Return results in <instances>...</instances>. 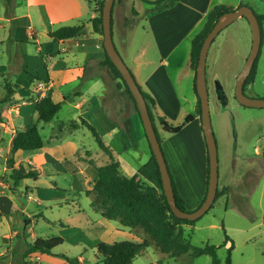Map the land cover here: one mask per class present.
<instances>
[{"label": "rangeland", "instance_id": "rangeland-1", "mask_svg": "<svg viewBox=\"0 0 264 264\" xmlns=\"http://www.w3.org/2000/svg\"><path fill=\"white\" fill-rule=\"evenodd\" d=\"M153 1L120 0L114 5L115 11L117 9L122 11L123 18L127 20L133 18V21H128L124 29V27L116 26L115 16L113 17L114 47L129 70L133 68V55L143 51L141 59L148 62L142 66V78L154 70L160 56L157 52L154 34L147 23V16L153 8L148 3ZM181 1L183 3V0ZM10 3H13V8L17 9V12L21 9L25 12L27 10L26 14H29L33 21V28L39 41H44L42 30L46 28V25L41 18L39 22L36 21V8L33 5L24 6L23 0H12ZM189 4L190 2L180 5L175 12V20L179 25H182L180 20L184 21V18L192 22L196 15L193 9L189 8ZM219 5L235 10L248 7L255 15L264 16V0H212L210 7L212 9ZM8 7L11 8V4L7 5L0 1V13L5 9L9 11ZM132 12L137 16L132 17ZM71 24L73 23H57L54 30ZM83 24L84 27L91 28L88 17ZM201 27L202 23L195 28L188 25L181 27L185 37L173 52L171 58L173 62L186 64L191 49V40ZM260 29L261 47L258 60L260 66L254 82L244 88L245 96L250 99H264V21L260 23ZM12 39L14 35L10 27L0 29V99L5 95V79L19 87L8 103L0 105L2 115L0 120V183L7 186L5 188L3 184L0 185V213L5 214L0 217V264H102L97 252L99 243L148 240L140 229L124 228L118 221L105 220L100 214L101 210L91 204L94 198L92 189L96 182L95 166L104 165L106 159L92 135L84 127H74L73 120H77L74 119L77 114L74 109L77 101L74 94L84 92L89 86L86 75H82L81 70L77 68V61H74L72 57L69 58L68 67L75 70L71 72L72 77L66 81L65 74L58 65L65 55L56 56V65H54L56 68L53 67L52 70L55 80L52 94L54 100H59L57 102L61 103V109L50 122L51 124H44L38 120L34 108L45 93L44 88H39V84L47 82V79L43 76L37 78L33 72L30 73V70L38 74L42 73L41 56L31 40L28 44L19 45ZM81 41L67 40L62 47L70 44L76 48ZM86 42L92 44L89 40ZM251 46V28L247 19L240 17L220 31L206 59L205 76L209 115L217 145L218 177L220 176L218 187H221L224 179L234 181L236 176H240V180L233 185L235 194L233 204L228 197L220 196L195 226L192 228L184 226V235L192 247L202 248L206 244L219 247L217 257L222 263L227 257V247H222L225 241L224 229L226 235L234 243L231 264H264V108L243 107L232 98V115L227 114L219 118V108L214 102L213 92L216 85H219L234 96L235 77L242 70L250 54ZM171 67L173 65L169 68H162V72L168 74L170 80H173L174 69ZM151 91L160 102L167 101L163 91L158 87L152 88ZM59 94L67 98L65 103ZM178 95L182 97L180 92ZM85 97L90 104L94 102L91 95ZM100 102L105 103L102 98ZM191 107L189 103L181 104V110L175 113L176 117L169 116L165 111H160L159 115L162 118L165 117L166 122L175 127L182 124L184 116L192 112ZM152 115L153 125L161 140V150L169 174L173 178L171 173L174 165L186 161L187 155L184 149L186 143L182 139L178 140L175 135L164 133L159 125V115L153 111ZM136 119V125L142 134V125L137 115ZM61 124L66 126V130L62 133H60ZM29 126L37 128L43 142L50 138L51 131L62 140L74 138L79 147L87 153L85 155L77 152L75 159L69 160L66 165L60 157V166L64 165L67 171L61 168L58 169V173L55 172L56 170L51 172L53 159L48 154L43 155L44 152L19 151L12 154V136L17 130ZM166 147L169 152H166ZM234 147L237 148L236 163H234ZM141 151H144L143 154ZM69 153V151L66 152V154ZM170 153L174 159L171 163H169ZM175 154L178 155V160H175ZM125 157L134 166L142 165L145 159L150 157L145 138L141 137L139 143H135ZM10 159L14 161L15 170L8 164ZM245 159H248L247 165L245 168H239ZM234 166L238 167L235 171ZM71 170H75L76 174L73 175ZM28 171L38 175L36 181L31 178L17 179L19 173L25 174ZM122 171L126 174L124 170ZM173 182L175 184L174 179ZM10 200L15 204V208L9 206ZM186 212L193 211L186 209ZM26 220H30V223L24 226ZM51 238L64 240L61 246L54 249V255H44V257L39 254L25 255L27 246L35 240ZM149 244L146 252L135 258L133 264H211L208 256L191 259L187 254L180 258H170L161 254L151 241Z\"/></svg>", "mask_w": 264, "mask_h": 264}, {"label": "crops", "instance_id": "crops-1", "mask_svg": "<svg viewBox=\"0 0 264 264\" xmlns=\"http://www.w3.org/2000/svg\"><path fill=\"white\" fill-rule=\"evenodd\" d=\"M23 1L24 6L27 7L33 5L36 8V21L39 22V19L41 18L46 25V28L42 30V37L44 41H39V37L33 28V21L30 15L26 14L27 10L25 12V10L21 9L20 12H17L18 10L13 8V3H11V8H9L10 6L8 7L10 9L9 11L5 9L6 11L4 10L2 13H0V29H4L8 26L14 35V39H12L13 41L19 45H25L30 43L31 40L32 44H34L36 47L37 52L41 56L43 66L41 71L42 73L38 74L33 70H30V73L33 72L37 78H41V76L46 77L45 79H47V82L44 83L45 93L42 97L50 94L53 102L59 103L57 102L59 100H54L52 94V89L55 83V80L52 76V70L56 68V66L54 67V65H56V56L59 57L60 55H65V58L61 59L62 62L59 61L60 63L58 62V65L59 69L64 72L66 81L72 77L71 72L75 70L68 67V60L70 57H72L73 60L75 59L74 61H77V68L81 70V74L86 75L89 86L84 92H78L74 94L75 99H77L74 104V109L77 112L74 119L78 120H73L74 127H84L86 130V125L93 127L102 138L104 143L116 154L121 165V170H124L126 173L124 174L125 176H137L138 179L142 180L146 184L158 188L159 181L156 169L154 164L150 162L149 157H147L145 162H143V164L139 165L138 167L130 164L128 158L125 157L133 145L135 143H139L140 138H145V135L143 127L141 126L142 135L140 128L136 125L137 114L134 111L131 101L126 95H124L123 90L118 88L120 81L113 80L108 70L103 65L105 60V52L102 46L103 39L102 37L93 33L91 24V19L93 18V9L96 7V2L102 0ZM211 1L212 0H186L185 2V0H183L182 3L180 0L169 10L147 16L148 26L154 34L157 52L160 54L159 60L156 63L154 70L150 71L142 78V66L148 61L141 59L143 51L136 52L132 57L133 68L132 70H129L138 86L141 88V91L154 99L155 109L153 112H155L157 115L160 114V111H165L169 116L176 117L175 113H178L181 110V104L189 103L192 106V112L184 116L182 124L187 117H191L192 120L188 124H185L178 134H175L178 140L182 139V141L186 143V147H184V149L187 158L185 162L176 163L174 165L173 171L171 170V174L174 176L173 179L175 181L177 192L184 200L185 208L190 209V211H195L200 207L207 191L209 160L206 142L201 129V118L197 112V96L193 91L195 74L190 69V51L185 65H181L180 62H173L171 58L173 56V52L185 37L181 27L183 25H185V27L188 25L195 28L201 23L203 27L206 15L211 10ZM189 2V8L193 9L196 15L192 22L187 21L184 18V21L180 20L182 25H179L175 20V12L180 5H183L184 3L186 5V3ZM114 16L116 26L122 28L124 27V29L128 21H133V18L130 20L123 18L122 11L120 9L115 11L113 6L112 21ZM136 16L137 15L134 13L132 14V17ZM86 17H88V22L90 23L91 27L90 29L83 26V23L86 21ZM63 22H72L73 24L69 26L81 25L83 27V33L81 36L72 39L74 41H81V39H84V41H81L77 44L76 48L70 44H67V47H62L66 41L61 43H52L49 40L48 33L54 31V26L57 25V23L60 24ZM94 37H96V39ZM86 40H89V42L92 44H88ZM259 62L257 63L256 74L260 66ZM150 63L153 65L155 64L154 62ZM214 64L215 61L213 62V66ZM170 65H173L171 68L174 69L173 80H170V76H168V74L162 72V68H169ZM27 75L28 74L26 73V76ZM143 87H145V89H143ZM154 87H158L163 91L167 101L163 100L160 102L159 99L151 93L153 92L151 89ZM182 89H184V91H182ZM177 90H179L178 92L182 94V97L178 95ZM213 92L214 102L219 108L218 117L221 118L227 114L232 115L233 112L231 109V100L234 98L233 94L231 95L228 90L219 85H216ZM59 95L62 97V100L65 103L67 98L62 94ZM86 95L92 96L94 99L92 104L88 102L87 98L85 97ZM101 98L104 100V104H101ZM158 117H161V115ZM60 126H62L60 133H62L66 130V126L64 124H61ZM74 127L71 128L73 129ZM50 134V138L44 141V147L38 152H44L43 155L48 154L50 157H52L53 165H51V172L56 170L55 172L58 173V169L61 168L67 171V168H65L64 165L63 167L60 166V157H62L63 162L64 159L70 156H75L77 152L86 155L87 151L82 150L74 138L62 140V138L59 139L54 133H51V131ZM135 135H137V137H135ZM13 137L14 136H12L11 139H13ZM165 150L166 152H169L167 147ZM68 151L70 153L66 154ZM234 151V163H236V147H234ZM143 152L144 151H141L142 154ZM174 158L175 160L179 159L177 154H175ZM172 160L174 159L170 153L169 163H171ZM247 161L248 159H245L239 168H245ZM236 168L238 167L234 166V171ZM71 173L73 175L76 174L75 170H71ZM236 177L237 178L234 181H226L224 179L221 183V187L217 188L219 191L223 188L228 189V195L224 196L228 197L232 204L235 199L233 185H236L240 180V176ZM219 181L220 176L218 177V183ZM2 184L3 183H0V185ZM3 186L7 188L5 184H3ZM10 205L15 208V204L11 200L9 201V206ZM4 215L5 214L0 213V217H3ZM188 227L192 228L191 226Z\"/></svg>", "mask_w": 264, "mask_h": 264}, {"label": "trees", "instance_id": "trees-1", "mask_svg": "<svg viewBox=\"0 0 264 264\" xmlns=\"http://www.w3.org/2000/svg\"><path fill=\"white\" fill-rule=\"evenodd\" d=\"M7 5H10L11 0H0ZM120 0H115L116 2ZM180 0H154L148 3L153 8L149 11L150 14H155L165 10H169L174 7ZM104 0L96 2V7L93 9V18L91 19L92 30L94 34L103 36L102 31V7ZM113 5V6H114ZM234 11L233 8L226 7L223 5L214 6L206 15L204 25L202 29L193 37L191 40L190 49V69L193 73H196L199 52L203 44L204 39L210 33L215 23L224 15ZM259 24L264 21V16L256 15ZM113 21L111 20V28ZM83 33V27L81 25L62 27L57 30L48 33V38L52 43H61L63 41L75 39ZM260 57L259 55L254 63V66L250 72V75L244 83V88L252 84L256 77L257 63ZM103 65L108 70L113 80H119L118 88L123 90L131 101L134 111L137 114L139 120V114L135 106V102L125 85L120 73L117 71L115 66L109 60L105 53V60ZM5 95L0 99V105L8 103L15 94V90L19 87L11 84L7 79L4 80ZM141 90V88L139 87ZM193 91L196 94L195 78ZM142 92V91H141ZM142 95L146 101L148 111L153 122L152 111L155 109V101L152 97L142 92ZM197 96V94H196ZM61 109V103H54L51 95L47 94L42 97L36 104L34 111L38 117V120L44 124L50 123ZM197 112L201 115L200 101L197 97ZM2 115L0 112V120ZM192 120L191 117H187L182 125L172 127L168 125L164 118L159 117V125L164 133L168 135L178 134L185 124H188ZM141 123V121H140ZM142 124V123H141ZM154 126V125H153ZM87 130L92 135L95 143L99 150L104 155L106 162L102 166H95L96 182L93 185L94 198L92 205L98 207L101 210L102 217L107 221H118V223L129 229H140L147 236L148 240L151 241L156 249L164 255L170 258H180L189 254L191 259L198 258L201 256H208L211 260V264H231V252L234 250L233 241L226 235L224 231L225 241L222 247H227V257L224 263H222L217 257V250L219 247L206 244L204 247H192L184 235V226H195L197 221L181 220L176 218L165 199L161 182L159 179L158 168L155 164L154 156L150 150L149 144V160L154 164L156 173L158 176L159 187L155 188L138 179L137 176L128 177L125 176L121 170L120 162L116 154L104 143L102 138L96 132V130L86 125ZM155 129V127H154ZM156 131V129H155ZM159 143L161 140L156 131ZM145 135V133H144ZM146 138V136H145ZM147 140V139H146ZM44 147V142L41 139L39 132L35 126H29L16 131L12 139V154L23 151V152H38ZM76 156V155H75ZM75 156H70L64 159L66 165L69 160L75 159ZM10 168L14 169V161L8 160ZM38 175L28 171L25 174H18V180L34 179L37 180ZM171 177L172 188L176 206L186 212L185 202L177 192V188ZM228 189L217 190L216 198L213 202L220 197L226 196ZM206 196V193H205ZM203 198V201L205 199ZM202 201V202H203ZM201 202V204H202ZM213 204L211 208L213 207ZM210 208V209H211ZM30 220L24 222V226H27ZM148 240L143 241H122L112 244L99 243L97 245V252L101 257L102 264H133L135 258L141 256L149 248L150 244ZM64 240L61 238H51L47 240L37 239L32 244L27 246L25 255H54V249L61 246Z\"/></svg>", "mask_w": 264, "mask_h": 264}, {"label": "water", "instance_id": "water-1", "mask_svg": "<svg viewBox=\"0 0 264 264\" xmlns=\"http://www.w3.org/2000/svg\"><path fill=\"white\" fill-rule=\"evenodd\" d=\"M115 0H104L102 7V31H103V42L102 46L109 60L115 66L117 71L120 73L125 85L127 86L137 108L142 127L149 144L150 150L154 156L155 164L158 168L159 179L163 194L166 202L172 212V214L181 220L196 221L205 215L211 208L217 193L218 188V160H217V147L213 130L211 126V120L209 115V103H208V90L206 84L205 67L206 59L209 48L217 35L222 29L233 23L240 17L247 19L252 32V46L250 54L238 74L235 83L234 98L243 107L263 109L264 99H250L244 94V83L254 66V63L259 55L261 47V29L258 19L255 13L248 7H240L223 17H221L213 26L210 33L206 36L201 46L198 63L195 73V87L196 94L200 101L201 110V129L203 131L204 139L206 142L209 168H208V181L206 196L200 207L189 213L181 211L176 206L174 198L171 177L167 168V164L161 150V145L158 141L156 131L151 120L146 101L142 95L141 90L137 82L135 81L132 73L124 64L123 60L117 53L113 41H112V10Z\"/></svg>", "mask_w": 264, "mask_h": 264}, {"label": "built area", "instance_id": "built-area-1", "mask_svg": "<svg viewBox=\"0 0 264 264\" xmlns=\"http://www.w3.org/2000/svg\"><path fill=\"white\" fill-rule=\"evenodd\" d=\"M39 88H44L45 89V84L44 83H40L39 84Z\"/></svg>", "mask_w": 264, "mask_h": 264}]
</instances>
